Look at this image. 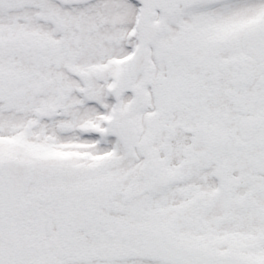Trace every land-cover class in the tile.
<instances>
[{
	"label": "snow or ice",
	"instance_id": "6c2138e0",
	"mask_svg": "<svg viewBox=\"0 0 264 264\" xmlns=\"http://www.w3.org/2000/svg\"><path fill=\"white\" fill-rule=\"evenodd\" d=\"M0 264H264V0H0Z\"/></svg>",
	"mask_w": 264,
	"mask_h": 264
}]
</instances>
